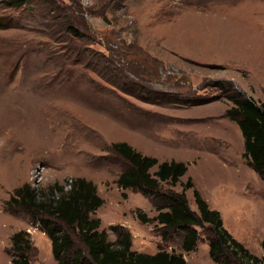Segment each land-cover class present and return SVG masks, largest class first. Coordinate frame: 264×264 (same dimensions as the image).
Here are the masks:
<instances>
[{
	"label": "rangeland",
	"instance_id": "1",
	"mask_svg": "<svg viewBox=\"0 0 264 264\" xmlns=\"http://www.w3.org/2000/svg\"><path fill=\"white\" fill-rule=\"evenodd\" d=\"M10 1L0 0V264H12L19 231L29 233L31 264H57L41 226L6 203L25 182L67 189L77 177L104 199L92 216L114 247L124 231L132 250L217 264L207 230L198 227L200 240L187 251L186 233L157 219L169 210L165 201L118 186L131 165L112 149L117 142L186 163L179 182L163 189L180 192L191 178L264 264V180L227 115L239 92L264 102V0ZM186 196L197 210L193 188ZM76 236L74 251L85 249Z\"/></svg>",
	"mask_w": 264,
	"mask_h": 264
},
{
	"label": "trees",
	"instance_id": "2",
	"mask_svg": "<svg viewBox=\"0 0 264 264\" xmlns=\"http://www.w3.org/2000/svg\"><path fill=\"white\" fill-rule=\"evenodd\" d=\"M26 1L11 0L8 4L23 5ZM70 30L74 34L77 32ZM231 100L234 106L227 110V115L236 120L243 134V156L248 166L264 180V102L258 103L243 92L231 96ZM112 149L131 165L128 171L119 175L118 186L134 189L153 201H165L167 204L164 206L169 210L160 212L157 219L167 230H183L186 233L185 250H192L197 245L199 227L209 234L206 237L209 254L217 264H256L260 260L225 228L221 213L210 208L191 178L182 184L180 192L173 188L163 189L162 183L175 186L179 182L187 172L186 163L175 160L161 162L157 157L137 151L127 142L114 143ZM154 167L157 170L151 172ZM66 183L69 185L67 189L59 182L46 188L25 182L14 190L6 203L9 211L28 214L33 218L34 225L41 226L51 240L57 264H189L183 255L166 250L155 254L132 250V237L124 231L117 241L118 246L114 247L107 231L100 230L101 219L92 216L104 204V199L97 193V186L83 177L68 179ZM189 188H193L197 210L189 205L186 196ZM164 206L157 207L162 210ZM137 216L143 223L151 220L141 211ZM74 234L85 249L81 247L74 251ZM11 240L12 264H31L33 245L29 233L19 231Z\"/></svg>",
	"mask_w": 264,
	"mask_h": 264
},
{
	"label": "built area",
	"instance_id": "3",
	"mask_svg": "<svg viewBox=\"0 0 264 264\" xmlns=\"http://www.w3.org/2000/svg\"><path fill=\"white\" fill-rule=\"evenodd\" d=\"M67 187L69 188V185Z\"/></svg>",
	"mask_w": 264,
	"mask_h": 264
}]
</instances>
